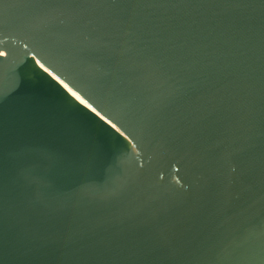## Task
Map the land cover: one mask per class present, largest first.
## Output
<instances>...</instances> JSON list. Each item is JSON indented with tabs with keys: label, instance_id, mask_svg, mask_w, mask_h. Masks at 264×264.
<instances>
[{
	"label": "water",
	"instance_id": "obj_1",
	"mask_svg": "<svg viewBox=\"0 0 264 264\" xmlns=\"http://www.w3.org/2000/svg\"><path fill=\"white\" fill-rule=\"evenodd\" d=\"M0 264H264V0H0Z\"/></svg>",
	"mask_w": 264,
	"mask_h": 264
}]
</instances>
